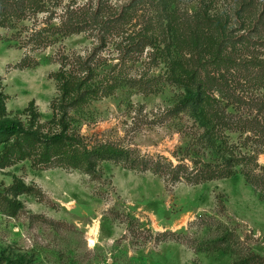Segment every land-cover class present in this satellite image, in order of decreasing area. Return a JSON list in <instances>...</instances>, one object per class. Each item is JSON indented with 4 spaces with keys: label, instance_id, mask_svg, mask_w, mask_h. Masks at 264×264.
I'll return each instance as SVG.
<instances>
[{
    "label": "rangeland",
    "instance_id": "1",
    "mask_svg": "<svg viewBox=\"0 0 264 264\" xmlns=\"http://www.w3.org/2000/svg\"><path fill=\"white\" fill-rule=\"evenodd\" d=\"M10 122L0 264H264V0H0Z\"/></svg>",
    "mask_w": 264,
    "mask_h": 264
},
{
    "label": "trees",
    "instance_id": "2",
    "mask_svg": "<svg viewBox=\"0 0 264 264\" xmlns=\"http://www.w3.org/2000/svg\"><path fill=\"white\" fill-rule=\"evenodd\" d=\"M196 96V95H194ZM194 96H192L194 98ZM4 131V132H13V131H21L20 128L18 127L17 124H15L14 122H10V123H2L0 125V132Z\"/></svg>",
    "mask_w": 264,
    "mask_h": 264
}]
</instances>
